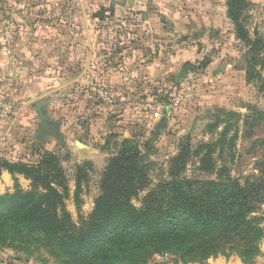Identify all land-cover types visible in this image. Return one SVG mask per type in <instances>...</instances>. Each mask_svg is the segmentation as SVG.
<instances>
[{
	"label": "rangeland",
	"instance_id": "1",
	"mask_svg": "<svg viewBox=\"0 0 264 264\" xmlns=\"http://www.w3.org/2000/svg\"><path fill=\"white\" fill-rule=\"evenodd\" d=\"M81 2L0 0V82L21 79L24 98L35 116L30 139L20 143L16 137L11 144H19L15 151L23 158L19 161L28 164L46 153L56 156L71 188L66 208L77 226L92 214L108 161L117 153L114 145L124 139L148 159L146 187L132 200L138 208L169 177L181 154L185 156L182 176L191 180L217 179L215 173L200 169L211 149L209 162L216 170L226 167L233 178L255 173L256 163L264 156V126L250 130L243 119L255 109L264 110V92L258 82L247 80L252 50L237 36L229 16L230 0H157V4L85 0L96 34L105 37L99 45L109 50L99 55L91 71L85 59L77 61L70 54L41 58L38 48H25L30 45L24 40L37 31L28 25L37 23L40 14L46 23L73 16L81 24ZM115 5L124 8L122 14L118 15ZM237 16L251 40L264 36V0H238ZM8 22L15 24L16 32L6 39ZM3 48L11 50L13 62ZM37 104L49 123L58 126L57 146L52 150L42 148L43 139H37L40 134L55 140L41 129ZM109 136L117 142L103 151ZM211 144L216 146L210 149ZM27 181L25 191L31 189ZM261 250L254 264H264V243ZM227 264L242 262L232 257Z\"/></svg>",
	"mask_w": 264,
	"mask_h": 264
},
{
	"label": "trees",
	"instance_id": "2",
	"mask_svg": "<svg viewBox=\"0 0 264 264\" xmlns=\"http://www.w3.org/2000/svg\"><path fill=\"white\" fill-rule=\"evenodd\" d=\"M228 7L238 38L252 50L247 80L258 82L264 92V36L248 37L237 20L238 0H230ZM243 125L250 130L264 126V110H253ZM115 138L109 136L102 150L110 149ZM114 147L102 193L81 226L66 208L71 188L55 155L46 153L35 164L0 160V172H9L15 184L13 192L0 195V250L41 264H154L163 254L172 256L174 264H209L220 257L254 264L261 256L264 156L254 174L233 178L226 167L211 165V149L200 169L217 179L199 181L182 176L181 154L169 177L138 208L132 200L146 187L148 159L129 139ZM18 176L31 182L29 191L22 189ZM79 189L77 181V194Z\"/></svg>",
	"mask_w": 264,
	"mask_h": 264
},
{
	"label": "crops",
	"instance_id": "3",
	"mask_svg": "<svg viewBox=\"0 0 264 264\" xmlns=\"http://www.w3.org/2000/svg\"><path fill=\"white\" fill-rule=\"evenodd\" d=\"M82 0L80 3L83 9V20L80 22L76 19L74 22V17L71 16L70 20L46 23V20L43 19L44 14H40V19L37 21L31 22L28 26L32 28L36 27L37 31H34L35 35H28L24 40L25 45L29 40L30 47L26 46L29 50L33 48H38L36 54L41 58H55L60 59L65 56L64 54H70L73 58L78 60H86L87 70L95 68V61L98 59L100 54H106L105 51H109L106 46L103 48L99 45L100 41L104 40L105 37L98 36L95 31L96 22L91 19L88 13V2ZM87 1V0H86ZM151 1V0H150ZM157 4V2H155ZM44 7L42 4L39 5V9ZM126 11L128 9V4L125 5ZM115 9L119 15L122 12L121 5H115ZM126 12H123V14ZM122 14V13H121ZM47 17V16H46ZM38 26V27H37ZM80 26L82 28L79 31ZM54 27L53 29H50ZM61 29L57 33V29ZM64 33L66 34L64 36ZM65 37V42L63 38ZM34 51V50H33ZM93 75L95 71H92ZM2 89L5 94L8 96L11 103L15 108V116L9 121L0 122V160H6L9 162H17L22 160V156L18 155L16 150H18V145L11 144L13 138L19 137L22 143L30 139V133L34 129L30 127V123L35 124V116L30 112L29 103L30 101L25 99V91L21 79L9 78L0 82ZM37 89H40L39 87ZM18 123H22L19 126ZM5 126V127H4ZM33 127V126H32ZM61 134V132H60ZM37 139L42 140L40 145L46 150H52L57 146V140H47L46 136L37 135ZM34 141V140H33ZM36 141V140H35ZM13 145V146H12ZM19 183L21 187L25 188L29 182L23 177L18 176ZM14 180L12 175L3 170L0 172V195L13 192L14 191ZM161 262L159 264H164ZM212 263V262H211ZM0 264H41L35 259H28L21 254H17L11 250H0ZM168 264H174L173 261ZM212 264H227V260L222 257L213 260Z\"/></svg>",
	"mask_w": 264,
	"mask_h": 264
},
{
	"label": "built area",
	"instance_id": "4",
	"mask_svg": "<svg viewBox=\"0 0 264 264\" xmlns=\"http://www.w3.org/2000/svg\"><path fill=\"white\" fill-rule=\"evenodd\" d=\"M5 36L12 38V33L16 32V26L13 22H8L7 27H5ZM4 52L11 58V62L14 61V55L11 54L9 48H3ZM15 116V108L13 103L9 100L8 96L5 94L4 90L0 85V122L9 121ZM173 261V257L168 254L159 255L156 257L154 264H159L161 262L170 263Z\"/></svg>",
	"mask_w": 264,
	"mask_h": 264
},
{
	"label": "water",
	"instance_id": "5",
	"mask_svg": "<svg viewBox=\"0 0 264 264\" xmlns=\"http://www.w3.org/2000/svg\"><path fill=\"white\" fill-rule=\"evenodd\" d=\"M131 3L134 2V0H130ZM41 104H37L35 106L36 112L39 115V118L41 120V129L43 131H45L46 133L53 135L55 138H58L59 133H58V126L55 123L50 124L49 123V118L42 113L41 111ZM161 124L164 126L165 125V118H163ZM79 145L81 146V144L79 143ZM147 157V155H146ZM164 264H168V263H164Z\"/></svg>",
	"mask_w": 264,
	"mask_h": 264
}]
</instances>
